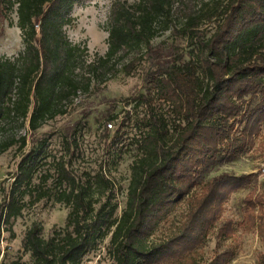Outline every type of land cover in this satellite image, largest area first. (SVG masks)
Instances as JSON below:
<instances>
[{
  "label": "trees",
  "instance_id": "16d2710c",
  "mask_svg": "<svg viewBox=\"0 0 264 264\" xmlns=\"http://www.w3.org/2000/svg\"><path fill=\"white\" fill-rule=\"evenodd\" d=\"M84 1L0 0L2 18L16 8L24 42L18 57H0V155L15 145L25 149L28 133L65 115L68 106L96 84L121 71L131 74L138 59L125 61L145 51L154 54L157 68L149 73L154 95L139 97L148 108L136 140L142 157L120 216L114 202L116 184L103 170L80 176L71 162L55 161L54 174L49 169L36 184L48 142L34 141L0 205V253L3 227L10 228L14 239L13 222L27 207L52 200L71 213L65 228L49 238L42 237L36 224L28 230L22 243L29 263L20 258L3 264H83L108 237L113 264H184L214 229L231 195L256 178L221 174L205 181L215 166L234 161L252 147L264 126V0H213L184 16L178 32L191 41L188 60H173L172 51L152 45L171 30L186 0H115L108 52L93 61L86 60L87 48L72 43L65 33L73 24L75 6ZM216 20L208 36L204 24ZM155 97L168 112L157 107ZM25 123L28 133L18 136L13 125ZM123 141V135L116 136L114 145ZM50 179L52 186L47 185ZM201 185V194L194 192ZM185 200L189 212L179 230L151 242L161 223ZM245 201L249 221L259 222L264 242V194L256 199L251 194ZM233 229L234 222L227 221L218 235L230 238ZM233 256L226 250L207 264H228Z\"/></svg>",
  "mask_w": 264,
  "mask_h": 264
},
{
  "label": "rangeland",
  "instance_id": "374dc122",
  "mask_svg": "<svg viewBox=\"0 0 264 264\" xmlns=\"http://www.w3.org/2000/svg\"><path fill=\"white\" fill-rule=\"evenodd\" d=\"M128 1L132 3L134 0ZM212 1L186 0L174 19L171 30L155 38L152 45L172 51L173 60L183 56L188 60V54L192 50L191 41L178 32L183 26L184 16L196 12L202 5ZM113 2L115 0H86L80 3L75 6L72 13L73 24L65 27L67 38L72 43L87 48L88 61H93L97 56H105L108 52L107 29ZM5 14L6 19L0 15V57L16 58L24 49L21 30L17 25V10L14 8L13 11H5ZM217 21L219 20L204 24L202 30L210 36ZM135 57L138 61L131 74L121 71L109 81L96 84L89 93L82 94L70 104L65 115L46 122L36 133H28V123H25V127L13 125L18 136L28 133V145L23 150L19 149V145H15L0 155V205L4 203L5 196L13 186L23 157L30 151L34 141L43 138L47 140L48 148L40 171L35 177L36 184L40 183L41 176L49 169L54 174L55 161L71 162V168L80 176H85V173L96 174L103 170L116 184L114 202L118 203V215H122L127 205V194L132 183L134 167L142 157L136 140L140 139V120L148 113V108L145 104H141L139 97L149 94L147 92L154 95L149 73L157 68L154 54L144 51L143 54L129 56L125 62ZM154 101L164 112L169 111L167 105L157 102V97ZM123 123H126L125 127ZM110 124H113L112 129L109 128ZM121 135L124 141L120 145H114L116 136L121 137ZM69 143L71 151H69ZM263 171L264 126L252 147L234 161L215 166L206 176L205 181L221 174L236 176L255 174L256 178L250 186L231 195L224 204V212L214 229L209 232L203 245L183 260L184 264H207L215 259L218 253L226 250L234 252L228 264H262L264 242L259 235V222L253 225L249 221L250 206L245 200L251 194H254V199L264 194ZM52 182L53 179H50L47 185L52 186ZM201 189L202 185L197 186L194 192L201 194ZM106 197L107 194L102 200ZM25 199L29 200L28 197ZM70 211L65 204L55 203L52 200H43L41 203L27 207L23 216L13 222L14 239L9 231L10 228L3 227L6 230L1 236L0 264L11 263L20 258L23 262L29 263V255L23 256L22 243L28 230L36 224L42 228V237L49 238L54 231L65 228ZM188 212V200L180 202L173 213L161 223L151 237V242L159 243L177 232L186 221ZM227 221L234 222L233 232L230 238H221L218 235L219 230ZM110 241L108 237L101 242L98 248L87 256L83 264H113L109 254Z\"/></svg>",
  "mask_w": 264,
  "mask_h": 264
},
{
  "label": "built area",
  "instance_id": "2783aa9c",
  "mask_svg": "<svg viewBox=\"0 0 264 264\" xmlns=\"http://www.w3.org/2000/svg\"><path fill=\"white\" fill-rule=\"evenodd\" d=\"M109 128L112 129V128H113V124H110V125H109ZM263 172H264V171H263Z\"/></svg>",
  "mask_w": 264,
  "mask_h": 264
}]
</instances>
